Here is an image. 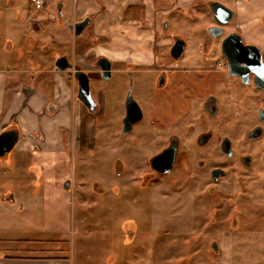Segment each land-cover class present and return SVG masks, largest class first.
I'll return each mask as SVG.
<instances>
[{"label":"flooded vegetation","instance_id":"af4514ba","mask_svg":"<svg viewBox=\"0 0 264 264\" xmlns=\"http://www.w3.org/2000/svg\"><path fill=\"white\" fill-rule=\"evenodd\" d=\"M58 3L50 11L47 2L35 10L46 13L38 19V28L58 21L69 30L84 19H89L85 28L90 27L92 15L65 23V4ZM59 8L62 16L43 24L58 16ZM141 9L145 11V6ZM196 11L188 22L196 32L188 38L162 31L167 22L160 18L158 33L146 23L148 32L122 34L124 48L115 59L103 53L88 62V68L69 61L89 78L95 102L93 110L85 106L89 113L103 109L113 89H118L119 134L135 133L134 142L148 136L149 151L137 173V186L158 187L170 198L181 200L185 195L197 204L203 202L209 210L201 226L212 231L223 223L219 205L225 199L222 203L232 208L222 227L237 229L245 227L238 221L239 204L251 203V213L247 209L244 218L256 221L260 213L264 217V0H197ZM142 20L128 23L143 28ZM43 45L44 50L51 48L48 42ZM102 58L111 66L105 73L96 64ZM114 73L119 74L118 81L123 79L115 87L107 83ZM92 77L100 80L95 94ZM72 81L77 95V82ZM162 153L159 165L171 166L168 171L153 167L152 159ZM116 167L118 175L125 173L122 160ZM217 247L213 241L210 251Z\"/></svg>","mask_w":264,"mask_h":264},{"label":"rangeland","instance_id":"374dc122","mask_svg":"<svg viewBox=\"0 0 264 264\" xmlns=\"http://www.w3.org/2000/svg\"><path fill=\"white\" fill-rule=\"evenodd\" d=\"M102 1L104 2L102 10L99 6L91 4L94 0H48L50 4L46 8L50 11L56 3L64 2L69 17L76 7L78 10L84 9L85 12L91 9L97 10L98 14L93 16L94 20L86 31L95 36V31L99 32L100 21L111 19L108 17L110 5L117 6L115 11L112 10L115 15L119 11L121 2ZM124 1L148 4V0ZM125 12L126 16H123L122 21L139 20L140 12L134 13L133 8ZM153 12L154 5L151 4L147 10L142 11L141 19L144 18L143 15L149 17ZM168 13L159 16L167 22L165 30L162 27V31L170 36L177 34L185 38L196 32L188 25V22H191L190 11L175 8ZM45 15V12L35 11L30 0H0V50L16 57L13 66L17 64L19 67L24 66L25 60L30 58V53L34 54L30 60L37 67L44 66L45 60L42 61L40 55L55 59L56 56L65 54L72 59L74 39L64 40L70 38V31L58 21L51 22L45 28H38V19ZM196 15L195 12L192 17ZM129 24L139 25L135 22ZM159 28L157 24L153 26L152 31L158 33ZM29 39L33 41V46L27 44L26 41ZM46 42L51 48L44 50L43 44ZM100 42L101 39L94 41L93 44L96 46L89 50L92 54L90 57L86 56V63L103 53L107 54V51L99 53ZM103 45L105 46L106 43L103 42ZM22 54L23 62L18 61ZM118 78L119 74L114 73L107 83L109 85L113 83L112 86L115 87L116 83L123 81V79L118 81ZM99 85L100 80L92 77L93 94ZM120 96L119 90L113 89L112 99L105 101L101 114L96 117L94 147L80 145L79 148L68 149L53 164L49 162V167H43L44 175L56 179V182L59 181L63 192L67 195L73 192L72 210L81 209L87 215L86 222L79 224L75 230V243H84L85 246L94 244L97 245V249L94 251L84 249L78 254L76 251V256L80 258L81 255L92 252V260L95 264H99L97 260L99 258L102 264L104 260L105 263H109L111 255L121 264L122 260L124 264H183L185 259L189 264H194L212 262L221 256L229 257L233 264H264V217L260 212L255 218L256 221L249 220L247 215H244L246 218L243 217L247 209L251 213V203L239 204L236 207L237 212H241L238 221L245 227L224 229L222 224H228L225 217L230 214L232 208L225 202L222 203L224 199L219 205L220 221L223 223L219 229L212 231L201 226L205 224L207 219L205 214L209 210L208 207L203 206V202L197 204L185 195L181 200L170 198L158 187L151 186L147 189L137 186L135 180L138 179L137 173L144 167L143 159L149 151L150 140L146 135L142 141L134 142L132 138L135 133L121 137L119 134L121 107L118 103ZM98 101L101 102L100 99ZM119 160L125 163V173L122 175L117 174L116 166ZM43 171L41 174L38 170L40 176L43 175ZM66 173L68 176H65ZM70 179L74 180V184L71 189L65 190L64 183ZM97 183L105 189L102 194H97ZM79 196L86 198L83 205L76 201ZM84 227L89 230L99 227V232L97 235L92 233L89 238H85L82 232ZM131 232L135 234L131 235ZM67 239L69 240L68 237ZM213 241L218 243V249L214 252L210 251ZM224 243H228L226 249L222 248Z\"/></svg>","mask_w":264,"mask_h":264},{"label":"crops","instance_id":"0c3cea01","mask_svg":"<svg viewBox=\"0 0 264 264\" xmlns=\"http://www.w3.org/2000/svg\"><path fill=\"white\" fill-rule=\"evenodd\" d=\"M119 1V11L113 15L112 10L115 11L117 6L110 5L108 17L111 19L100 21L99 32L95 31V36L86 33L87 27L81 35L74 36L70 32V38L64 39H74L72 60H76L84 68L89 67L85 60L91 47L96 46L93 44L95 40L101 39L99 53L107 51L106 55L115 59L120 49L124 48L120 45L122 34L148 32L146 23L152 26L159 24V16L166 15L175 8L190 11L191 18L193 13L197 12V0H148V6L136 1ZM46 2L49 3L48 0ZM91 4L99 6L102 10L104 2L94 0ZM151 4L154 5L153 14L149 17L143 15L142 18L145 27L130 25L128 20H119L120 17L126 16L125 11L129 6L133 8L134 13L140 12L141 20V8L145 6L147 10ZM75 10L71 17L67 16L65 23L70 22L72 18L98 14L94 9H86L85 12L84 9L78 10L76 7ZM106 22L107 24H104ZM34 27L36 28L35 24ZM65 28L67 29V25ZM26 42L29 46L34 45L31 39ZM103 42L106 43L105 46ZM33 55L30 53L29 57L32 58ZM15 58L11 53L0 50V132L8 128L19 131L18 141L9 156L0 158V264H95L92 252L83 254L80 258L76 256V251L78 254L84 249H97L94 244L85 246L84 243H75V230L79 224L86 222L87 215L81 209L72 210L73 192L68 195L63 192L59 181L44 175L43 167H49V162L53 164L68 149L79 148L80 145L94 147L95 120L102 110L88 112L77 98L75 82L69 80L66 72L54 70V59L50 56L45 58L40 55L39 58L45 60L44 66L41 67L34 66L30 58L25 60L22 67L18 64L13 66ZM22 58L23 54L18 61L23 62ZM38 170L41 174L43 171L42 176ZM67 181L70 182L71 189L74 180ZM64 189L68 190L65 187ZM104 190L97 183V194H102ZM84 199L86 198L79 196L76 201L83 205ZM82 232L85 238H89L92 233L97 235L99 227L90 230L84 227ZM130 234L134 235L135 232ZM224 244L222 248L226 249L228 243ZM97 260L102 264L100 258ZM104 261L103 264H121L112 255L109 263ZM183 264L189 263L185 259ZM194 264L233 262L229 257L221 256L212 262Z\"/></svg>","mask_w":264,"mask_h":264},{"label":"water","instance_id":"95a60500","mask_svg":"<svg viewBox=\"0 0 264 264\" xmlns=\"http://www.w3.org/2000/svg\"><path fill=\"white\" fill-rule=\"evenodd\" d=\"M223 8H225V7H223ZM61 16H62V14H61V10L59 8L58 16H56L54 18L53 17L49 18L48 20L44 21L43 24H45V22H47L49 20L51 21L53 19H58ZM227 20H229V17L227 18ZM88 24H89V19H84V20L78 21L75 24H72L69 27V30H71V32H73L74 36H79L83 33L85 27ZM105 62H107V64H105ZM96 64L103 71L102 73H105L104 71L106 69H110V67H111L110 62L106 58L98 59ZM53 66H54V70L66 72L69 80L73 79L77 82V85H78L77 98L85 106H87V108L89 110H93L95 102H93L94 100L92 99V96H91L90 82H89V78H88L86 72L79 69V67L73 65L72 62L69 61V59L66 55L56 56L54 63H53ZM130 123H133V121H131ZM18 137H19V131L15 128H8V129H5L2 132H0V158L5 157L10 153V151L13 149V147L15 146V144L18 141ZM163 156H164V154L162 153L161 156L155 157L154 159H152V164H153V167H155L157 170L161 169V171H168V169H170L171 166H169L168 168H165V169L160 168L161 166L159 165V161ZM64 187L66 189H69L70 182L67 181L64 184Z\"/></svg>","mask_w":264,"mask_h":264},{"label":"built area","instance_id":"2783aa9c","mask_svg":"<svg viewBox=\"0 0 264 264\" xmlns=\"http://www.w3.org/2000/svg\"><path fill=\"white\" fill-rule=\"evenodd\" d=\"M35 10H40L44 5L46 0H30Z\"/></svg>","mask_w":264,"mask_h":264}]
</instances>
